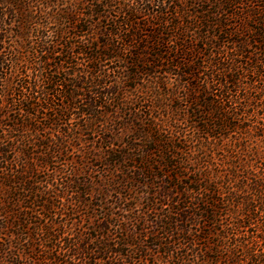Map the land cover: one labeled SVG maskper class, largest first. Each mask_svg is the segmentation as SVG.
<instances>
[{
	"label": "trees",
	"instance_id": "trees-1",
	"mask_svg": "<svg viewBox=\"0 0 264 264\" xmlns=\"http://www.w3.org/2000/svg\"><path fill=\"white\" fill-rule=\"evenodd\" d=\"M0 264H264V0H0Z\"/></svg>",
	"mask_w": 264,
	"mask_h": 264
},
{
	"label": "rangeland",
	"instance_id": "rangeland-1",
	"mask_svg": "<svg viewBox=\"0 0 264 264\" xmlns=\"http://www.w3.org/2000/svg\"><path fill=\"white\" fill-rule=\"evenodd\" d=\"M144 106H146V105H144ZM144 106H141V107L143 108ZM128 131H129V129H123L119 133L118 142L122 141L123 138H124V141H126L125 134H127ZM183 131L188 133L189 130H187V131L183 130ZM91 138H93L92 141H87L88 139L90 140ZM100 140L101 139H96V135H94V137H92L91 135L88 136L86 134H83L82 135V143L81 144H82L84 149L92 150L93 154L98 155L99 154L98 153V151H99L98 148L100 147V144H99ZM103 142H105V140H103ZM192 145H194V144H191L189 146H192ZM189 150H191V152H192L193 149L191 148ZM197 150H198V147H197V149H194L195 153H197ZM213 156H214V159L216 161L220 160V157H218L216 152L214 153ZM79 157H81V155L75 153L74 157L70 161H72V162L73 161H77V163L79 165L83 164V168L86 165L85 168H84V171L88 172L89 175L85 174V179L89 180L91 182H94L95 185L93 186V188H97L98 185L101 186L104 179L106 180L107 178H111V177L115 178L116 174H118L117 171H115V173H111V172H109L107 170L102 171L101 166H103V163H101L99 161L97 162L95 160V158L93 157V155L82 156V160ZM194 157H195V154H192V153L189 154V158L190 159H194ZM61 164H62V162L61 163L57 162L55 164H52L50 168H52L53 166H56L57 168H61V169H63L66 172H68L70 170V168H71L70 165H68V166L66 165L65 167L62 168ZM109 169L112 170V168H109ZM82 177H84V176H82V175L80 176L79 174L76 176V178H79L80 180H81ZM56 179L59 180V177H56ZM129 186L130 185L127 184V188H129ZM120 192L125 193L122 189L120 190ZM112 199H113V197H112ZM92 200H93L92 204L94 205L95 204L94 203V199H92ZM139 202H141V201H139ZM142 207H143L142 205H139V209L143 210Z\"/></svg>",
	"mask_w": 264,
	"mask_h": 264
}]
</instances>
